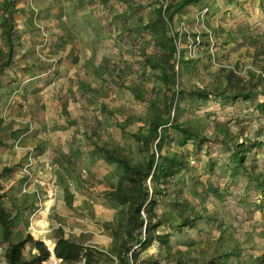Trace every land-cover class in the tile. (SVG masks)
Masks as SVG:
<instances>
[{
    "label": "rangeland",
    "instance_id": "obj_1",
    "mask_svg": "<svg viewBox=\"0 0 264 264\" xmlns=\"http://www.w3.org/2000/svg\"><path fill=\"white\" fill-rule=\"evenodd\" d=\"M12 1L9 42L0 0L10 243L43 242L42 264H60L58 237L97 264H264V0ZM167 159L177 172L153 183ZM121 162L152 165L145 191ZM7 245L0 225V264ZM37 255L27 243L23 261Z\"/></svg>",
    "mask_w": 264,
    "mask_h": 264
},
{
    "label": "trees",
    "instance_id": "obj_2",
    "mask_svg": "<svg viewBox=\"0 0 264 264\" xmlns=\"http://www.w3.org/2000/svg\"><path fill=\"white\" fill-rule=\"evenodd\" d=\"M199 1V0H196ZM5 6L3 10V35L10 42L12 38L11 30L13 28L12 22L8 19L6 14L13 13L14 2L12 0H3ZM190 2L184 3L187 6ZM156 134V133H155ZM179 161L176 159H167L163 163L156 166L151 181L153 183L158 182L160 179H167L172 177L177 172L179 167ZM124 174L128 180L139 186L140 190L145 191L146 180L149 178L152 165L147 167L145 170H140L131 167L126 162H121ZM263 191V186H260ZM142 198H147V195H143ZM137 220L139 225L143 227L144 221L140 217V207L136 210ZM0 225L4 230V240L8 244L5 251L6 264H42L46 262L51 253L48 248L41 241H35L32 237H28L26 240L18 243H10L11 227L9 221L6 219L5 210L0 204ZM148 226V225H147ZM148 231V227L146 232ZM164 240L168 239V235L162 237ZM31 242L34 248L38 251V255L31 261L24 262L22 258V252L27 243ZM152 239H146L145 242L142 240L138 241V244L151 243ZM53 254L60 264H97L94 252L84 246L65 239L64 237H58L55 239ZM128 254V253H126ZM128 262V261H127Z\"/></svg>",
    "mask_w": 264,
    "mask_h": 264
}]
</instances>
